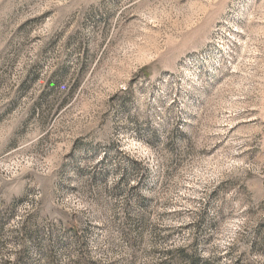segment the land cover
<instances>
[{
	"label": "rangeland",
	"instance_id": "374dc122",
	"mask_svg": "<svg viewBox=\"0 0 264 264\" xmlns=\"http://www.w3.org/2000/svg\"><path fill=\"white\" fill-rule=\"evenodd\" d=\"M0 264H264V0H0Z\"/></svg>",
	"mask_w": 264,
	"mask_h": 264
}]
</instances>
